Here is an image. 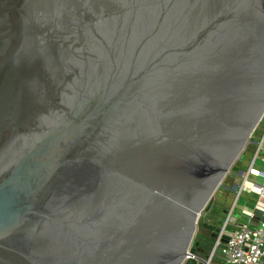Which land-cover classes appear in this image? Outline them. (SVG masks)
Wrapping results in <instances>:
<instances>
[{"label": "water", "instance_id": "1", "mask_svg": "<svg viewBox=\"0 0 264 264\" xmlns=\"http://www.w3.org/2000/svg\"><path fill=\"white\" fill-rule=\"evenodd\" d=\"M263 117L264 0H0V264H196Z\"/></svg>", "mask_w": 264, "mask_h": 264}, {"label": "built area", "instance_id": "2", "mask_svg": "<svg viewBox=\"0 0 264 264\" xmlns=\"http://www.w3.org/2000/svg\"><path fill=\"white\" fill-rule=\"evenodd\" d=\"M256 131L257 129L252 137ZM261 152H264V124H262L258 139L255 140L253 156L248 167L238 174L240 181L237 183L238 193L235 205L243 192L257 193L258 199L254 207L242 209L240 218L233 216L234 207H232L210 249L204 254L189 252L186 259H193L196 264H264V220L261 219L264 216V183L256 182L260 178L264 180V170L256 166L259 158L264 162V155L260 157ZM232 170L233 167L229 173L236 177L237 175ZM255 208L262 212L257 221L253 220L256 216ZM194 245L195 240L191 246Z\"/></svg>", "mask_w": 264, "mask_h": 264}, {"label": "rangeland", "instance_id": "3", "mask_svg": "<svg viewBox=\"0 0 264 264\" xmlns=\"http://www.w3.org/2000/svg\"><path fill=\"white\" fill-rule=\"evenodd\" d=\"M262 124H264V119L263 121H261L260 125L257 128L256 133L250 139V141L246 146V149L244 150L245 158L242 161H238L233 165L234 171L233 170L232 171L237 176L234 177L230 173L226 175L222 184L219 186L218 190L215 193V200L211 209L209 211L203 212L198 224L195 240L200 236L207 237L208 235V232H205L201 229V225L204 221L212 223L215 226H217V228H220L223 225L227 217V214L228 212L231 211L232 207H234L232 214L236 218H240L242 209L244 208L252 209L254 207V204L258 199L257 193L243 192L239 196L236 205H235V200L238 193L237 183L240 181V175L238 174H240V172L245 171L249 165L250 159L253 156L255 140L258 139L259 132L262 129ZM263 155L264 152H261L260 157H262ZM256 166L264 170V162H262L260 158L257 160ZM256 182L259 184H263L264 180L260 178L259 180H256ZM214 240L215 238L212 239V241L203 242L202 245L206 246V250H205L206 252L210 249Z\"/></svg>", "mask_w": 264, "mask_h": 264}, {"label": "flooded vegetation", "instance_id": "4", "mask_svg": "<svg viewBox=\"0 0 264 264\" xmlns=\"http://www.w3.org/2000/svg\"><path fill=\"white\" fill-rule=\"evenodd\" d=\"M205 222V221H204ZM203 222V223H204ZM203 223H202V225H201V229L203 230V231H205V232H208V235H207V237H204V236H200V237H198L195 241H199L200 242V247L203 249V251L202 252H200L201 254H204L206 251V246L205 245H202L203 244V242L204 241H212V239H214L215 238V230L217 229V226H215L214 224V226H215V229H211V228H209V227H205L204 225H203Z\"/></svg>", "mask_w": 264, "mask_h": 264}]
</instances>
